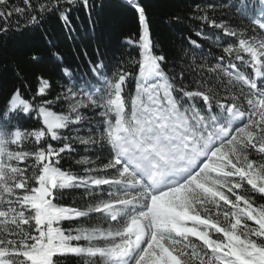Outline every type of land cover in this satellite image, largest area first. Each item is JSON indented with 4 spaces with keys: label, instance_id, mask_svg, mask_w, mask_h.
<instances>
[{
    "label": "snow or ice",
    "instance_id": "obj_1",
    "mask_svg": "<svg viewBox=\"0 0 264 264\" xmlns=\"http://www.w3.org/2000/svg\"><path fill=\"white\" fill-rule=\"evenodd\" d=\"M124 2L137 15L138 40L126 43L138 47V58L111 77L100 60L91 68L96 84L44 101L63 99L67 111L39 106L43 129H0V264H66L70 257L82 264H264V204L255 205L253 195L264 197V0L230 5L256 26L252 32L261 30L251 39L247 27L194 9L193 19L237 38L238 44L221 45L220 35L194 33L217 41L225 54L219 60L231 58L227 67L206 65L218 80L226 79L223 95L203 83L186 87L183 72L175 83L164 71L166 57L154 50L145 8L138 0ZM23 5L0 0V36L12 30L14 14L22 32L41 27L50 16L68 26L73 8L82 7L91 18L97 7L95 0H23ZM99 7H105L102 0ZM189 44L200 47L191 38ZM31 59L39 61L35 54ZM191 59L194 63L195 56ZM62 71L72 77L67 67ZM129 78L135 80L134 94L126 92ZM38 85L41 96L51 87L43 77ZM8 105L7 112L27 114L33 108L18 90ZM85 121L91 125L88 136L74 139L104 155L77 160L85 166L80 175L59 164L61 154L73 150V138L63 130ZM46 135L62 146L10 150L29 138L39 144ZM253 150L259 160L250 158ZM30 158L34 163L19 166ZM65 189H83L90 198L86 206L59 204ZM65 221L77 223L65 228ZM80 241L85 243H74Z\"/></svg>",
    "mask_w": 264,
    "mask_h": 264
},
{
    "label": "trees",
    "instance_id": "obj_2",
    "mask_svg": "<svg viewBox=\"0 0 264 264\" xmlns=\"http://www.w3.org/2000/svg\"><path fill=\"white\" fill-rule=\"evenodd\" d=\"M105 7L101 11L99 4L101 0H95L97 7L92 10L91 18L87 10L75 7L70 13L71 24L66 26L56 16L45 19L41 27H29L22 32L16 30L17 16L14 14L12 30L6 35L0 36V128L13 132L20 128L25 132L43 129L42 122L35 118V113L24 115L22 113L9 114L8 100L14 91L21 95L33 105L44 104V101L55 100L58 95L66 94L69 81L63 75L62 69H68L76 73L78 81L90 82L93 78L91 66L103 60L106 73L111 77L114 71L120 70L130 58H138V48L129 46L125 40H138L139 26L137 15L133 7L127 5L124 0H102ZM145 8L151 28V36L157 47V54H163L166 61L163 64L164 71L171 77H176L175 83L180 81V73L183 72V84L189 88H195L203 83L208 87H215L224 94L226 79L218 80L217 74L207 71L206 65H216L218 58L224 56L222 47H217L215 39H203L194 33L197 30L212 35H220L221 45L228 43L238 44L235 37H224L219 30L193 19L194 9L200 11V15H208L217 22H229L233 26L247 27V36L253 35L252 25L242 21L239 14L230 7L235 0H138ZM258 0H248L249 5L257 3ZM35 3V0H33ZM8 6L24 7L23 0H8ZM202 10V11H201ZM181 20L177 21L176 17ZM23 28V23H21ZM189 38L196 40L202 49L194 48L189 44ZM196 50V51H195ZM199 53H198V52ZM55 52L58 56H53ZM185 52L188 54L185 55ZM32 54L39 57L38 62H33ZM195 56V62L191 57ZM228 59L225 56V61ZM240 62V61H237ZM241 63V62H240ZM203 66V67H202ZM129 71L137 72V68L129 66ZM43 77L50 82V89L44 96L38 95V78ZM135 80L130 78L127 93L134 94ZM57 113L67 111V103L61 99L54 104H45ZM82 112L93 115L87 109ZM87 121L80 125H70L68 130L80 128L79 133H73L74 137L88 136ZM70 137L69 134H66ZM37 144L34 138L22 142L21 147L10 145L11 150H27L35 152L44 144ZM57 146L56 143H53ZM73 150L61 154L59 167L62 170H71L83 175L85 166L76 163L84 157L95 159L97 155H104L99 148L91 145L81 144L76 139H71ZM252 159L259 160V155L252 151ZM34 163V159L24 163ZM102 163V160L97 161ZM250 187V186H249ZM255 205L264 204V197L253 194ZM83 189H65L59 204L68 207L83 209L89 201ZM76 221H65V228L75 225ZM249 226L255 227L253 222L248 221ZM84 244L85 242H74ZM66 264H82L76 257L68 258Z\"/></svg>",
    "mask_w": 264,
    "mask_h": 264
},
{
    "label": "rangeland",
    "instance_id": "obj_3",
    "mask_svg": "<svg viewBox=\"0 0 264 264\" xmlns=\"http://www.w3.org/2000/svg\"><path fill=\"white\" fill-rule=\"evenodd\" d=\"M46 91H47V90H46ZM44 107H46V106H44ZM46 108L49 110L48 107H46ZM31 111H34V109L32 108V110H30V112H31ZM18 112H19V111H18ZM41 118H42V117H41ZM41 120H42V119H41ZM73 129H74V128H73ZM63 131H64V130H63ZM73 133H74V131L72 130V131H71V135H72V136H74ZM13 163H17V162L14 161ZM21 163H23V162H19V164H21Z\"/></svg>",
    "mask_w": 264,
    "mask_h": 264
},
{
    "label": "clouds",
    "instance_id": "obj_4",
    "mask_svg": "<svg viewBox=\"0 0 264 264\" xmlns=\"http://www.w3.org/2000/svg\"><path fill=\"white\" fill-rule=\"evenodd\" d=\"M7 115H8V112H6V113H5V116H6V117H7ZM0 138H3V137H2V136H0Z\"/></svg>",
    "mask_w": 264,
    "mask_h": 264
}]
</instances>
